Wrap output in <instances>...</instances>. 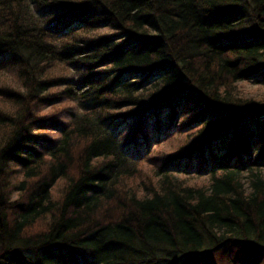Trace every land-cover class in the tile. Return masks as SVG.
<instances>
[{
  "label": "trees",
  "instance_id": "obj_1",
  "mask_svg": "<svg viewBox=\"0 0 264 264\" xmlns=\"http://www.w3.org/2000/svg\"><path fill=\"white\" fill-rule=\"evenodd\" d=\"M0 76V264L264 256V0H0Z\"/></svg>",
  "mask_w": 264,
  "mask_h": 264
},
{
  "label": "rangeland",
  "instance_id": "obj_2",
  "mask_svg": "<svg viewBox=\"0 0 264 264\" xmlns=\"http://www.w3.org/2000/svg\"><path fill=\"white\" fill-rule=\"evenodd\" d=\"M242 11L246 10L244 8L239 9V12L242 13ZM246 15V13H245ZM247 15L249 16V13L247 12ZM65 18L59 20L60 22H65L72 17L70 14H67L64 16ZM244 20H242L243 26L239 27L240 34H237L235 36V39L240 40L241 42L243 39L246 38V35L250 32L251 27H249V23L251 22V17H243ZM241 25V24H240ZM237 40V41H238ZM5 80V82H8L10 78L8 76H0V81ZM239 88L242 90V92L249 96V97H254V98H264V86L259 85V84H254L252 82H242L239 84ZM160 143V142H159ZM158 147L157 142H154L151 150L156 149ZM161 147L165 148L167 151H172V149L166 145H162ZM148 170V168H146ZM194 180H199L203 181L204 179H194ZM194 180H191V183H195ZM216 256L219 264H264V256L261 254L257 255L252 254L250 250L242 248H224V250L216 252L214 255ZM210 262V261H209ZM201 264H209L207 262L201 263Z\"/></svg>",
  "mask_w": 264,
  "mask_h": 264
}]
</instances>
